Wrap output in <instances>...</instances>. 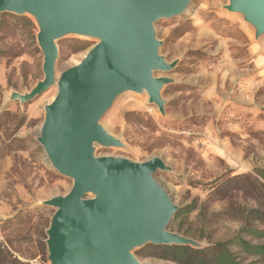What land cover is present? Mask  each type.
<instances>
[{"label": "rangeland", "instance_id": "374dc122", "mask_svg": "<svg viewBox=\"0 0 264 264\" xmlns=\"http://www.w3.org/2000/svg\"><path fill=\"white\" fill-rule=\"evenodd\" d=\"M227 4L190 0L182 15L155 24L160 55L167 63L176 62L168 73L155 74L172 80L160 93L164 113L148 103L145 93H122L100 120L122 147L94 148L95 156L134 162L160 158L169 171L157 172L155 180L179 209L196 207L180 230L168 229L201 248L227 240L239 229L238 221L219 215L229 201L233 207H256L242 191L221 200L216 188L228 178L264 170V90L253 89L258 79L249 52L250 44L264 36L254 38L253 28L240 14L225 10ZM20 17L0 15V247L20 264L34 258L49 264L40 243H45L54 209L42 202L66 194L72 181L54 171L36 141L44 106L56 87L28 103L8 99L13 92H29L43 78L36 24L29 15L24 17L33 27L16 22ZM82 43L87 48L74 52ZM95 43L74 35L60 39L55 77L76 65ZM139 249L133 254L142 264H174L140 258ZM232 251L243 257L237 248Z\"/></svg>", "mask_w": 264, "mask_h": 264}, {"label": "water", "instance_id": "95a60500", "mask_svg": "<svg viewBox=\"0 0 264 264\" xmlns=\"http://www.w3.org/2000/svg\"><path fill=\"white\" fill-rule=\"evenodd\" d=\"M190 0H0V15H29L42 54V80L9 100L28 103L51 87L37 143L69 191L42 202L54 212L46 230L49 264H142L133 254L145 245L190 246L196 241L169 231L179 208L155 180L169 171L158 157L134 162L95 156V146L122 147L100 124L125 92L145 93L164 113L161 90L172 82L176 62L160 55L155 24L182 15ZM225 10L242 16L264 36V0H228ZM96 43L74 66L55 77L57 42L65 36Z\"/></svg>", "mask_w": 264, "mask_h": 264}, {"label": "trees", "instance_id": "16d2710c", "mask_svg": "<svg viewBox=\"0 0 264 264\" xmlns=\"http://www.w3.org/2000/svg\"><path fill=\"white\" fill-rule=\"evenodd\" d=\"M12 18L14 19V16ZM16 22L33 27V22L24 16L17 18ZM1 24L0 20V27ZM86 48L87 45L82 43L75 47L74 52ZM254 174V176L236 175L228 178L226 184L222 183L216 188V194H220L221 200L229 199V194L232 191H242L256 202V207L246 209L240 206L233 207L229 201L228 208L219 212V215H228L240 223L239 229L231 238L211 243L203 248L148 244L136 251V255L140 258L158 259L174 264H264V170H255ZM229 183L235 184L228 187ZM195 211L194 204L180 208L170 226H175L177 230H180L181 222ZM40 248L45 254L46 244L44 242L40 243ZM232 248H237L243 257L235 254ZM7 263L20 264L15 259L9 260L7 253L0 247V264Z\"/></svg>", "mask_w": 264, "mask_h": 264}, {"label": "crops", "instance_id": "0c3cea01", "mask_svg": "<svg viewBox=\"0 0 264 264\" xmlns=\"http://www.w3.org/2000/svg\"><path fill=\"white\" fill-rule=\"evenodd\" d=\"M249 52L253 55L252 72L258 79L254 81L253 89L258 90L263 86L264 90V39L252 42L249 46Z\"/></svg>", "mask_w": 264, "mask_h": 264}, {"label": "built area", "instance_id": "2783aa9c", "mask_svg": "<svg viewBox=\"0 0 264 264\" xmlns=\"http://www.w3.org/2000/svg\"><path fill=\"white\" fill-rule=\"evenodd\" d=\"M27 264H45V263L39 258H34L32 260H29Z\"/></svg>", "mask_w": 264, "mask_h": 264}]
</instances>
